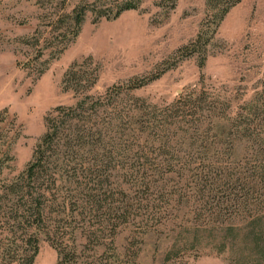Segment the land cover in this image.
Listing matches in <instances>:
<instances>
[{
	"label": "trees",
	"instance_id": "16d2710c",
	"mask_svg": "<svg viewBox=\"0 0 264 264\" xmlns=\"http://www.w3.org/2000/svg\"><path fill=\"white\" fill-rule=\"evenodd\" d=\"M167 1L168 6L164 0L157 4L168 14L177 0ZM240 1L206 0L205 17L195 36L174 53L178 60L196 57L202 68L220 22ZM141 3L142 0H80L67 11L57 9L45 24L47 44L38 48L36 58L44 48L55 44L61 46L59 52L63 51L80 33L87 13L93 23L115 20L125 11L139 9ZM42 34L39 32L38 36ZM93 61L88 56L66 69L62 90L73 93L74 103L58 105L47 112L45 131L30 160L11 177L4 176V171L13 160L10 152L21 136V124L6 108L0 111V264H33L41 237L55 249L56 264H136L137 252L129 249L133 243L120 250L118 237L139 224V228L148 229L155 219L159 225L165 222L161 210L154 209L155 199L130 195L126 188L121 190L120 184L109 186L111 162L113 168L124 169L138 181L144 188L142 193L165 190L161 199H192V205L201 212L192 220H179V233L201 236L200 243L225 253L228 264H264V136L252 131L251 123H233L243 114L230 116L220 126L228 129L227 133L222 132L230 142L225 149L221 150L217 136L205 137L200 140L201 149L185 157L186 163H168L167 172L179 180L154 185L143 166L135 168V162L140 160L136 155L139 148L150 138L158 140L160 146L170 147L173 119L184 118L186 106L197 108L202 92L192 89L181 94L177 101L168 104L170 111L157 115V107L146 105L139 97H130L132 104L119 101L125 92L144 87L166 69L91 94L97 80ZM84 65L92 70L89 72ZM260 106L253 107L257 110ZM205 116L199 113L191 129L204 134L201 119ZM169 117L171 123L166 121ZM263 124L264 115L259 123H254V129L264 130ZM239 142L245 144L244 151H251L244 152L251 158L244 164L232 157L237 155L235 147ZM159 172L155 169L154 173ZM187 241L186 235L184 242ZM176 245L173 243L167 250L166 262L173 259V264H180L182 255L175 253L172 258Z\"/></svg>",
	"mask_w": 264,
	"mask_h": 264
},
{
	"label": "rangeland",
	"instance_id": "374dc122",
	"mask_svg": "<svg viewBox=\"0 0 264 264\" xmlns=\"http://www.w3.org/2000/svg\"><path fill=\"white\" fill-rule=\"evenodd\" d=\"M79 1L0 0V111L6 108L21 124V136L12 146L13 160L4 176L18 173L30 160L45 131L47 112L58 105L74 103L73 93L62 90L63 75L73 62H81L88 56L97 66V80L91 94L102 93L107 87L125 83L133 77L166 69L144 87L125 92L120 97L121 104L126 101L132 104L129 98L139 97L146 105L157 107L155 114H165L170 111L168 104L177 101L181 94L192 89L202 92V101L197 108L186 106L184 118L173 119L170 147L160 146L158 140L150 138L139 148L136 155L140 160L135 162V168L142 169L143 166L154 185L179 180L167 172L168 163L175 166L186 163L185 157L198 152L202 147L200 140L205 137L213 139L217 136L221 150L225 149L230 142L222 132L227 133L228 129L220 126L230 116L243 114L240 117L243 120L237 117L233 123H251V130L264 136L262 128L254 129V123L257 120L259 123L264 115V0H241L228 11L207 47L208 56L202 68L198 67L196 57L178 60L174 53L195 36L205 17L206 0H177L175 8L168 14L157 4L163 0H142L139 9L125 11L115 20L97 23H93L87 13L80 33L72 43L60 52L58 44L44 48L37 59L38 48L47 44L44 38L48 36L45 31L48 18L57 9L67 11ZM164 4L170 3L164 0ZM39 32L42 36H38ZM84 66L89 72L92 70ZM41 68L45 69L38 75ZM249 102L261 106L256 110L257 107ZM199 113L210 116L201 119L204 134L191 129ZM166 121L171 123V117ZM231 128L234 130V125ZM239 143L235 147L237 155L232 157L244 164L245 160L251 159L244 152L251 151H244L245 141ZM110 166L109 186L113 188L120 184L121 190L126 188L130 195L155 199L154 209L161 210L162 222H165L159 225L155 219L148 229L139 228V224L131 228L132 232L130 229L118 237L120 250L129 247V242L133 243L129 249L137 252L136 264H173V259L168 262L164 259L173 243L178 245L172 258L175 253L182 255L180 264L229 263L225 253L201 244V236L179 233V220H192L201 212L198 206L192 205V199L191 203L179 201L176 196V201L161 199L165 190L157 193L150 189L142 193L143 186L124 169L113 168L112 162ZM155 169L161 174L154 173ZM186 235L189 241L185 243ZM56 260L55 249L41 237L33 264H56Z\"/></svg>",
	"mask_w": 264,
	"mask_h": 264
}]
</instances>
